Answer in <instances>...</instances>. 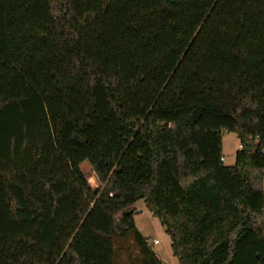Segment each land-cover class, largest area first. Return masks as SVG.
Here are the masks:
<instances>
[{"label":"trees","instance_id":"1","mask_svg":"<svg viewBox=\"0 0 264 264\" xmlns=\"http://www.w3.org/2000/svg\"><path fill=\"white\" fill-rule=\"evenodd\" d=\"M263 181L264 0H0V264H264Z\"/></svg>","mask_w":264,"mask_h":264},{"label":"rangeland","instance_id":"2","mask_svg":"<svg viewBox=\"0 0 264 264\" xmlns=\"http://www.w3.org/2000/svg\"><path fill=\"white\" fill-rule=\"evenodd\" d=\"M221 144L223 164L227 166L233 165L235 161V154L239 149V141L236 134L223 132L221 135ZM79 168L86 176L87 182L92 188L99 186L96 176L88 162H82L79 165ZM132 219L135 227L143 237L149 239V241H157L156 244H152V248L162 263L178 264L176 257L173 256L171 251L169 236L161 227L158 219L146 208L142 200L136 202ZM120 260L122 261V257H120Z\"/></svg>","mask_w":264,"mask_h":264},{"label":"built area","instance_id":"3","mask_svg":"<svg viewBox=\"0 0 264 264\" xmlns=\"http://www.w3.org/2000/svg\"><path fill=\"white\" fill-rule=\"evenodd\" d=\"M221 161H223V157H221ZM156 243H157L156 240H153V241H152V244H156Z\"/></svg>","mask_w":264,"mask_h":264},{"label":"water","instance_id":"4","mask_svg":"<svg viewBox=\"0 0 264 264\" xmlns=\"http://www.w3.org/2000/svg\"><path fill=\"white\" fill-rule=\"evenodd\" d=\"M139 212H140V211H139ZM132 213H133L132 210H129V211H128V214H129V215H131ZM162 264H164V263H162Z\"/></svg>","mask_w":264,"mask_h":264}]
</instances>
